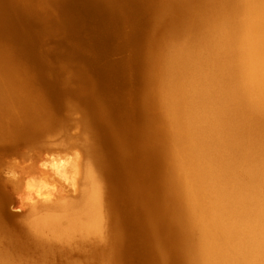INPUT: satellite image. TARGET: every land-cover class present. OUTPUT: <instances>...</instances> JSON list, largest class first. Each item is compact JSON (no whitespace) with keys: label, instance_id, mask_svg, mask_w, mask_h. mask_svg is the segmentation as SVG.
Segmentation results:
<instances>
[{"label":"bare ground","instance_id":"obj_1","mask_svg":"<svg viewBox=\"0 0 264 264\" xmlns=\"http://www.w3.org/2000/svg\"><path fill=\"white\" fill-rule=\"evenodd\" d=\"M30 1L0 0L10 39L17 25L36 36L37 21L54 25L46 50L31 48L28 34L16 49L31 77L0 63V150L43 131L34 83L53 99H80L98 146L78 187L39 192L28 205L24 238L69 255L75 237L94 238L97 264H117L118 254L140 264H264V0H46L56 11L45 17ZM96 12L109 27L92 34L91 48H62ZM127 23L131 54L113 69L97 66L96 81L85 65L101 56L92 48ZM63 55L83 61L78 76L50 73L49 57ZM110 72L120 91L105 101L97 88ZM78 170L53 175L67 182ZM99 172L112 193L105 211ZM1 194L0 221L12 219ZM11 260L0 252V264H19Z\"/></svg>","mask_w":264,"mask_h":264},{"label":"rangeland","instance_id":"obj_2","mask_svg":"<svg viewBox=\"0 0 264 264\" xmlns=\"http://www.w3.org/2000/svg\"><path fill=\"white\" fill-rule=\"evenodd\" d=\"M30 2L38 6L40 15L44 17L46 14L48 16L54 14L56 11L55 7L46 3V0H39L40 3L38 0ZM83 17L81 18L80 31L74 32L72 34L74 38L69 40L70 43L66 42L62 48L68 49V45H75L85 52L95 42L91 37L92 34L96 30L109 27L108 21L99 17L97 12L89 15L84 21H82ZM44 20H46L45 23L37 21L36 27L32 28L38 30L37 36L34 34V30L24 33L26 29L28 30L27 26L15 25L13 32L17 30L20 34L15 33V37L12 39L8 38L5 32L0 31V63L25 80L36 72L31 69V63L23 60L24 57L16 49L19 48L20 43L24 42L26 34H28L26 35L28 41H31L29 36L34 35L30 43L31 48L46 50L50 47V29H53L54 25L50 24L47 18ZM122 26L118 37L109 35L107 40L105 37L100 45L92 48L95 53L101 52V56L96 64L91 65L93 67L85 65L86 71L96 81L100 82V77L103 76L102 73L96 72L97 66L113 69L125 62L128 55L131 54L130 49L133 44H125L127 36L131 34V26L130 23ZM51 45L54 44L51 43ZM121 46L122 48H120ZM64 56L66 59L63 58ZM63 57L58 59L49 57L50 60L47 62L51 67L50 73L53 76L54 74L59 75L62 80L74 75L78 76V67L84 66L83 61H69L66 55ZM111 75L110 72V77L108 79L106 77L107 81L102 85L99 84L100 86L98 85L99 88H97V96L105 101L111 98L113 91H120V82L117 76L111 78ZM29 87V91L33 92L37 98L40 110L45 111L47 116L42 122L44 129L37 137L27 139L10 150H0L1 195L8 198L7 212L12 217V219L3 217L0 221V252L9 255L12 263L15 261L19 264H97L99 261L94 257L93 251L96 246L100 247V245L98 242V244H93L96 242L94 238L89 240L86 238V241L81 242L79 237H75L73 241L79 248L74 249L69 255L63 253L61 249H57V246L60 245L58 243L56 248L54 246L56 243L52 248L48 244L43 247L33 246L22 234L25 219L28 216V205L36 199L37 194L39 192L56 193L62 189L63 185L67 189L78 187L81 176L80 169L90 162L93 165L90 149L98 146L97 131L91 120V112L88 109L85 110L80 99L73 95L53 99L46 94L45 90L48 92L46 88H41L42 92H40L39 86L35 83ZM71 164H77L80 173H72L69 181L65 182L53 175L56 168L69 167ZM99 175L104 184L103 207L105 211V206L109 209L112 207V193L109 191V183L105 175L100 172ZM92 239L93 243H90ZM116 260L117 264H140L139 258L126 259L122 254H118Z\"/></svg>","mask_w":264,"mask_h":264}]
</instances>
